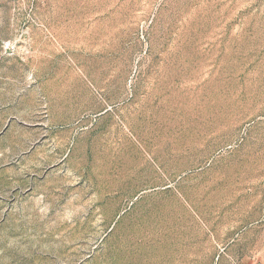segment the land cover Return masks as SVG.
Returning <instances> with one entry per match:
<instances>
[{
	"label": "rangeland",
	"instance_id": "374dc122",
	"mask_svg": "<svg viewBox=\"0 0 264 264\" xmlns=\"http://www.w3.org/2000/svg\"><path fill=\"white\" fill-rule=\"evenodd\" d=\"M0 264H264V0H0Z\"/></svg>",
	"mask_w": 264,
	"mask_h": 264
}]
</instances>
